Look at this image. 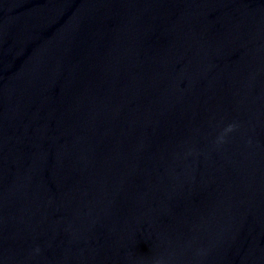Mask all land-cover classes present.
Masks as SVG:
<instances>
[{"label": "water", "instance_id": "95a60500", "mask_svg": "<svg viewBox=\"0 0 264 264\" xmlns=\"http://www.w3.org/2000/svg\"><path fill=\"white\" fill-rule=\"evenodd\" d=\"M241 264H264V237Z\"/></svg>", "mask_w": 264, "mask_h": 264}]
</instances>
